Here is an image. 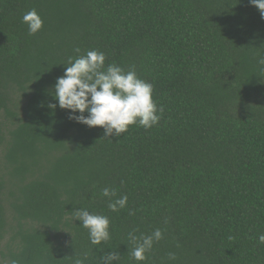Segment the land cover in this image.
Listing matches in <instances>:
<instances>
[{
	"label": "trees",
	"instance_id": "trees-1",
	"mask_svg": "<svg viewBox=\"0 0 264 264\" xmlns=\"http://www.w3.org/2000/svg\"><path fill=\"white\" fill-rule=\"evenodd\" d=\"M90 50L153 85L158 125L110 140L48 109L69 57ZM260 57L250 0H0V264H138L129 233L156 229L142 264H264ZM76 208L107 216L110 240L92 245Z\"/></svg>",
	"mask_w": 264,
	"mask_h": 264
},
{
	"label": "clouds",
	"instance_id": "clouds-1",
	"mask_svg": "<svg viewBox=\"0 0 264 264\" xmlns=\"http://www.w3.org/2000/svg\"><path fill=\"white\" fill-rule=\"evenodd\" d=\"M264 17V0H250ZM22 23L27 25L28 34L35 35L43 27V20L35 9L23 15ZM79 53L80 49L77 48ZM106 56L96 50L87 51L76 58L69 57L64 75L57 78L54 85L53 99L57 103H49L52 112L57 107L69 111V119L89 128H102L104 138L121 137L130 126H140L145 130L158 125L163 115V108L157 107L153 100V85L140 79L134 69L125 70L115 63L105 66ZM259 71L264 73V57L258 59ZM78 113V115H77ZM87 113V115H85ZM101 195L108 199V208L118 212L126 208L128 197H117L114 189L105 187ZM73 221H80L81 227L88 231L92 245L108 242L110 221L105 215L90 213L85 208L73 211ZM163 239L160 229L149 235L137 236L129 233V241L133 245L130 255L142 264L147 260V253L153 245ZM258 243L264 244V234L259 235ZM118 253L109 252L101 257V264H113L119 261ZM177 259L175 253L168 254L169 261ZM14 264V262H13ZM75 264H83L77 259Z\"/></svg>",
	"mask_w": 264,
	"mask_h": 264
}]
</instances>
